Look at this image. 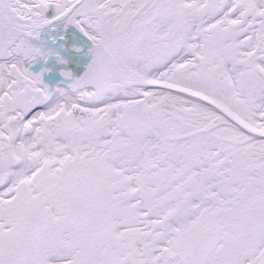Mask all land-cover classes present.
<instances>
[{
    "label": "snow or ice",
    "instance_id": "6c2138e0",
    "mask_svg": "<svg viewBox=\"0 0 264 264\" xmlns=\"http://www.w3.org/2000/svg\"><path fill=\"white\" fill-rule=\"evenodd\" d=\"M0 264H264V0H0Z\"/></svg>",
    "mask_w": 264,
    "mask_h": 264
},
{
    "label": "water",
    "instance_id": "95a60500",
    "mask_svg": "<svg viewBox=\"0 0 264 264\" xmlns=\"http://www.w3.org/2000/svg\"><path fill=\"white\" fill-rule=\"evenodd\" d=\"M47 38H48V36H47V34L45 33V34H42V37H41V39L42 40H47ZM90 45V44H89ZM66 53V52H65ZM86 55H84V57H85Z\"/></svg>",
    "mask_w": 264,
    "mask_h": 264
}]
</instances>
